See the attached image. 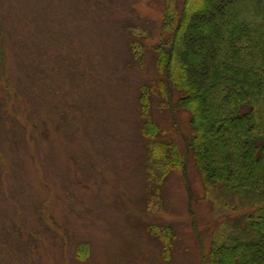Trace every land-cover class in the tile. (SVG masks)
Wrapping results in <instances>:
<instances>
[{
  "label": "rangeland",
  "instance_id": "obj_1",
  "mask_svg": "<svg viewBox=\"0 0 264 264\" xmlns=\"http://www.w3.org/2000/svg\"><path fill=\"white\" fill-rule=\"evenodd\" d=\"M165 7L0 0V264H204L213 235L243 216L220 190L213 196L192 157L156 177L144 89L156 140L183 151L191 133L188 114L173 119L160 89L152 47ZM216 18L191 20L210 24L206 38L219 32Z\"/></svg>",
  "mask_w": 264,
  "mask_h": 264
},
{
  "label": "trees",
  "instance_id": "obj_2",
  "mask_svg": "<svg viewBox=\"0 0 264 264\" xmlns=\"http://www.w3.org/2000/svg\"><path fill=\"white\" fill-rule=\"evenodd\" d=\"M210 13L217 16L211 24L219 32L202 38L210 24L191 17ZM162 27L152 47L160 89L173 119L179 109L188 114L191 133L183 138V151L175 141L156 140L161 131L151 116L152 90L144 89L143 130L157 158L156 177L166 179L192 157L213 196L220 190L219 201L243 211L213 235L204 264H264V93L256 87L264 83V0H166ZM190 213L196 214L192 207Z\"/></svg>",
  "mask_w": 264,
  "mask_h": 264
}]
</instances>
